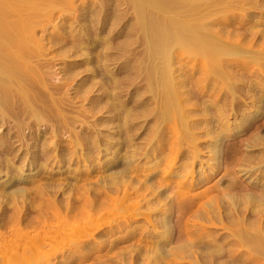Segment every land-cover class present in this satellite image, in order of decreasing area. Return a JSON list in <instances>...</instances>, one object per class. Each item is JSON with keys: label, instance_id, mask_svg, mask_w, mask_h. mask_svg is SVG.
Segmentation results:
<instances>
[{"label": "bare ground", "instance_id": "obj_1", "mask_svg": "<svg viewBox=\"0 0 264 264\" xmlns=\"http://www.w3.org/2000/svg\"><path fill=\"white\" fill-rule=\"evenodd\" d=\"M76 1L0 0V125H5L8 129L6 132L2 131L3 133H0V172L2 173V170H4L6 174L11 176V179L8 178L9 181L6 180L0 184V264H23L26 260L28 263L30 251L33 250L35 253V251H39L41 248V251H44L49 246H51L52 252L48 253L46 250L45 257L41 256L45 258L48 264L54 258L53 256L58 253L62 254L64 259L53 264H86V262L90 264H136L138 262L137 264H140L142 262L141 260L143 262L146 261V264H234L239 260V255L232 258L231 261L230 258L226 260V256H228L227 252L229 251L224 247L227 248V246H225V243L224 246L218 243L220 239L226 240L228 236L233 237L227 242L228 246L237 244H241L244 247L245 245L247 247L250 246L254 248L253 251L255 253L259 252L258 255L260 256L261 254L263 259L264 223L260 221L259 214H262L264 211V128L259 130L257 127L259 131L256 132L255 137L253 136V142L249 145V148L251 147L253 150L255 146H259L260 158L258 157V161L252 158L256 164L254 161L252 163L250 159H247V167L239 170L235 166L229 168L227 165L228 169L226 170L228 172L225 170L227 172L225 174L229 178L227 186L221 188L223 186L217 184L215 186L214 184L219 191L223 189V191L225 189L227 191L228 189L235 190L237 188L240 190L242 188L244 192L243 187L239 185L238 178H236V172L238 170V172L241 171L245 174L249 173L250 177L255 175L258 178L259 181L256 179V183L259 187H257L258 191H256L259 194L257 192H255L256 195L245 192L243 197L238 194L241 197L239 199L236 195H232V192L229 194L225 193L223 195L225 201L222 204L219 201L221 198L220 195V198L218 197V203L214 201V203L209 204L210 200H214V198H211L209 202L208 199L204 202L203 200L206 199L204 198L206 195L202 193L203 195L201 196L191 195L192 198L189 196L190 200L188 199L189 202L185 206L183 204L184 190L181 187L175 190L178 191L175 193L176 200L181 199L176 207L172 204L167 207L168 203H164L163 206L161 205V211L157 214H160L159 217L153 218L152 216H148L142 222H140L141 220H137L140 222V225L135 226V224L134 227L132 226L127 231L124 237L116 238H113L112 234L116 233L118 224L126 221L124 219L123 221L119 220L114 225L112 223L118 220V214V216L116 215V219L112 220L107 217H98L96 214L97 211L98 213L100 211L101 215V208L112 203V201L108 203L110 200H107L105 201L107 202L105 205L104 200L106 198H111L112 194H120L122 190H125L128 194L130 188H135V183L138 185L139 181L137 180L140 179L142 173L146 174V176L151 175L152 172H146L147 170L142 171L141 168L137 167L138 164L136 165V161L145 160V164L152 158L156 159L160 157V162H162L170 157L166 162L168 163L176 160L178 156L179 158L181 156H187V161H181L182 163L178 166L181 170L176 175L180 177L184 172L185 174L189 173L191 175L184 186L188 183L191 186H194L200 181L202 183L204 178L207 179L212 175L211 171L214 172L220 169L224 159L222 152L224 149L221 148V140L226 136H230V131H236L237 128H243L246 123H250L251 118L256 116L259 109L261 107L264 108L262 104L264 102V86H259V84L255 85L252 82L245 85H240L239 83L240 86H237L235 81L238 78L239 70L242 68H244L243 70H247L252 64H260L262 66L260 67V72L262 71L264 73V44L260 43L261 40L264 42V30L257 28L258 21L255 22L256 20L252 25H249V21L257 14L264 16V0H122L123 3L127 4V7L132 8L131 12H129V9L125 11V15L129 14L130 16L124 23V29L132 28L127 32V35H136L137 37L132 41L131 45H135L138 42L139 46L142 42L140 46L144 51V57L141 56L140 63L136 61L138 63V70L136 71L147 74L150 77L149 86H141V89H143V92L151 95L146 96L141 101L140 97L135 100L136 108L139 107L140 111L145 110L142 111V114L136 110L137 115L135 113L130 118L136 116V118H140V116L142 118L145 116L146 110H149L147 107L151 103H155V108H152V106L149 108L153 109L150 111L155 113L156 116V118H151V121L153 120L157 124L153 129L148 128L149 130L143 138V142H138V134L135 137V133L130 132L132 129L133 131L135 129L133 127L134 123L132 125H129L131 123L130 121V123H127V119H130L128 117L129 111H127L128 115L126 117L124 116L125 121L120 125V131L122 130V133L126 134V138L122 140V143L123 147L125 145V148L128 149L121 155L115 150L113 151V154L116 153L115 156L111 160H105L108 162H105L106 165L111 162L120 161V174H115L116 172L113 170L115 173L109 176L101 175L104 172L101 173L98 171L97 168L99 165L94 170H91L90 173L86 172L85 169H79L84 162H93L94 156H100V153L107 151L104 147H107V144L111 142H109L110 140L106 141V135L102 137L103 131L101 126L104 122L103 118H96L92 123H84L83 120V122L81 121L79 107H75V104L77 105V98L74 96V103L73 97L71 98L68 95V89L67 92L64 90L66 86L64 87L63 80L61 83L53 80L52 68L45 53L44 40L37 34V28L41 27L44 20L50 17L53 9H62L64 7L73 8ZM212 1L218 7L215 10H208V4ZM203 2H206L207 5H203ZM87 3L83 1V3L78 6L75 5L74 7L76 9L80 7L86 9L85 7H89L88 5H95L91 0L88 5ZM102 6H106V3ZM238 6L243 8V14L242 12L240 13L242 14L240 15L241 17H238L239 14L237 15L236 12ZM101 10L104 11V8ZM91 12L94 13L92 16H95L97 13V11H92V9ZM115 14L118 13L115 12ZM118 18L115 19L117 20ZM103 23H101L100 27H95L94 23L90 27L91 29H96V31H102L105 28V24ZM114 24H116V21ZM239 29L244 30L240 31ZM114 32L111 30L108 38L99 37L96 39L90 35L88 36L89 38L82 40L77 35H73L72 39L66 35L67 38L65 40L72 44L69 51H72V48L83 49V47L93 50L100 46L102 47L104 44H110L114 40V36L118 35V32ZM256 46L260 48L256 49ZM136 47H133V49ZM110 54L104 52L97 56H88L78 63L90 65L95 62V66L93 68L90 67L88 70L92 71L91 74L95 76L104 75L108 72L106 62L111 56H115V54ZM183 54L203 57L204 73L211 74V76L213 74V77H218L222 81L219 83L221 86L220 89L223 91L221 92L220 98L205 101L203 104L204 108H209V110L211 108L215 109L219 108L221 103L225 101L229 102L230 104L226 103L225 105H230L233 115L238 112L242 113H240L241 118H239V121H235V124H232L229 122L230 120H224L228 118V114L224 116V113H227L230 109L224 112L221 108L218 109L219 113L217 114H212L214 111H212V115L205 113L207 114V118H202L200 122H196V119L192 118L195 116L193 114H195L196 109L189 107L190 100L184 97L186 86L175 76L177 69L175 64L178 63L177 57L179 58ZM70 77L71 75L68 76V78ZM97 84L102 85L100 82H97ZM84 87L79 86L78 89L76 88V94L80 96V93L87 94L88 91L89 93L92 91L90 90L92 89L91 86L89 88L87 86L86 88L88 89H83ZM107 92L109 91L104 90L106 95ZM116 92L114 91V95L111 96L113 101L106 96L112 102L111 104L109 100V103L107 102L109 104L108 108H111V110L113 107L116 109L119 106ZM241 94L242 96H252V104H249L250 106L244 103L242 99H246L247 97L243 96L244 98H241ZM249 96L248 98H250ZM222 100L225 101L223 102ZM220 101L221 103L219 104ZM100 103L101 101H99ZM94 108L90 110H94ZM251 108L255 110L252 114ZM117 109L116 113L120 112L119 114L121 116V112L123 111L119 109L118 111ZM90 110L88 109L87 112ZM94 111L91 112L93 114L99 112L98 110L96 112ZM117 115L115 116L117 117ZM148 115H150V112ZM77 123H80V129H78ZM201 124L206 128H203L208 134H205L206 137L209 136L205 142L207 144L205 146L211 147L213 162L209 163L208 172L202 170V173L199 174L196 181L194 180L196 178L194 176V173H196L194 171L195 168L192 169V167L198 162L202 165L204 163L200 156L201 143L199 144L197 142H200V139L195 136V128L197 130ZM167 128L171 129L169 130L170 132L166 131L168 130ZM170 140L174 142V146H177V148H171L169 155L164 152L166 150L165 142H171ZM169 145L171 144L169 143ZM225 145L227 146L226 143ZM20 150L22 151L21 153H19ZM243 157L246 156L244 155ZM20 159L23 160L22 164L18 163ZM26 161L35 170L31 174H25L24 167ZM66 161L75 164L76 168L69 169L71 165L68 164L69 170H66L67 172L62 171L58 174L63 177L62 180L64 181H58L54 174L48 172L49 165L55 164L59 168V163L62 162L63 164ZM154 166L157 165H153L150 168L153 170ZM156 168L160 167L157 166ZM53 170H55V167ZM60 170L63 169L60 168ZM95 175L99 176V180H97L98 178L96 180L93 178ZM45 176L46 178L49 176L51 181H44ZM60 176L58 177L60 178ZM155 177L157 178V175ZM91 178L96 182H93ZM146 180L148 181L147 178L140 180L142 181L140 184L144 185H142L144 188H141L142 186L140 187V189H144L143 191H145L147 186L145 185L147 183ZM11 181H14V184L11 187H7ZM161 181H163H159L161 184L166 182L164 180ZM173 187L172 189L175 188ZM136 188V191H138L139 187ZM164 189L160 188L155 195L156 198L157 196L159 197L156 199L159 203H161L159 200L162 199L160 198L161 194L166 190ZM248 189L250 188L248 187ZM171 192L173 194V191ZM39 193H43V197L39 196ZM132 193L130 194L132 195ZM123 194L125 195V193ZM123 194L121 195L123 196ZM140 194L138 191V195ZM30 196L32 198H30V201H27V198ZM58 196L62 197L59 198ZM202 196H204V199ZM200 198L203 199L202 202L208 204L204 209L198 211L199 213L197 211L195 212V214L197 213L194 216L195 219H192V222L189 224L186 221V212L190 208L196 205L198 206L199 201H201ZM114 199L115 197H113ZM132 204L134 205V203ZM148 204L147 206H149ZM188 206L189 209H186ZM246 207L249 208V211H247L251 217L254 214L259 215L256 218L258 219L257 221H251L249 219L250 217L248 218L249 215L239 216L240 214L242 215L241 211H244ZM221 209L225 210L226 213L224 214L225 211L223 212ZM35 213L38 215L33 216ZM227 217L228 219L230 217L232 218L229 221ZM203 219L207 221L204 222ZM213 220H218L217 223L221 226L223 233H220L218 229H211L215 224ZM188 224L194 227L195 230L191 231L189 226H187ZM232 225H236L238 229ZM255 225L259 226L254 228ZM238 235L242 238L238 237L240 239L237 240L235 236ZM184 237L187 239L183 240L185 239ZM207 237H211V239H206ZM175 240L181 241L176 246L170 247V244ZM128 241H134L135 244L133 243V246L135 248L129 249L128 247L129 250L125 249L124 252L120 251L121 243L125 247L123 243ZM130 243L132 244V242ZM131 244L130 246H132ZM255 253L252 254L256 255ZM223 256L226 258L222 262L220 260ZM39 260L41 259L39 258ZM41 262L43 261L41 260Z\"/></svg>", "mask_w": 264, "mask_h": 264}, {"label": "rangeland", "instance_id": "obj_2", "mask_svg": "<svg viewBox=\"0 0 264 264\" xmlns=\"http://www.w3.org/2000/svg\"><path fill=\"white\" fill-rule=\"evenodd\" d=\"M83 1L85 3H87L88 1L90 2V0H77L75 5L78 6L81 3H83ZM91 1H93L95 3V5L94 6L93 5L90 6V5H88V3H89L88 2L87 5L90 8L89 7H85L86 9H84L82 7H80L79 9L78 8L76 9V7H74L75 5L73 6V8L75 10L72 7H64L62 9H59V8L58 9H53L51 11V13H50L51 14L50 17L47 20H44L43 25L41 27H38L37 28V34H38L39 37H42L43 40H44L45 53H46V57L49 59L50 67L52 68V72H53V76H54L53 80L55 82H57V83H61L62 80H63L62 83L64 84V87L66 86V88H64V87L63 88H64V90L66 92H67V89H68V95H70L71 98L73 97L74 103H75V100H74L75 97L77 98L76 99L77 105L75 104V107L76 106L79 107L78 110L80 111L79 113H81V118H82V119L80 118L81 121L83 120L84 123H86V122L87 123H92L94 121V119H96V118H99V117L103 118V120H104V122H103L104 126L102 124L103 127L101 126V129L103 131L102 134L104 136L102 135V137H105V135H106V138H105L106 141L110 140L109 142H111V143L107 144V147L108 148L103 146L104 149L105 148L107 149V151H104V153H100V156H94V161L93 162H91V161L84 162L85 164L83 163L82 166H81V168H79V169H82V170L85 169L86 172H89L90 173L91 170H94V168H96V166L99 165L98 168H97L98 171H100L101 173L104 172L103 174H101V173L100 174L102 176H109V175H113L115 172H116L115 174L121 172V165H120V161L114 162L115 164L113 162H111L110 164H107L106 165V163H108V162L105 161V160L106 159H110L111 160L115 156V154H116V153L113 154V151H115V150H116L117 153H119L121 155V154H124L126 152V150L128 149V148H125L126 147L125 145L123 147L122 140L126 138V134L125 133H122L123 132L122 130L120 131V125H122L124 123V121H125L124 118L126 117V115H128V114L130 115L131 114L130 116L128 115V117L130 118L131 116H133V114H135L137 112L136 110H138V112L140 111L139 107L136 108V101L135 100L138 97H140V101H141L146 96L151 95L149 93L143 92V89H141V86H149V84H150L149 83L150 82V79L149 78L150 77L147 74H143L141 72H139V73H141V74H139L138 71H136V70H138V67H137L138 65L137 64L140 63L139 61L141 59V56H143V54H144V51L142 50V47L140 46L142 44L141 40H140L141 44H139V46H138V42L135 45L134 44L131 45L132 41L135 40L137 36L136 35H133V36H131V35L128 36L127 35V32L130 31L132 28L129 27V28H126V30L124 29V23L128 20V18L130 16L129 14L125 15V11L129 9V12H131L132 11V8L127 7V4L126 3H123L122 0H91ZM104 3H106V6H102ZM202 4L203 5H207L206 2H203ZM208 5H209L208 6V10H215L218 7V5L214 4L213 1L210 2ZM102 8H104V11L101 10ZM91 9H92V11H97V13H96L95 16H92L94 13L91 12ZM105 9H106V11H105ZM242 9L243 8L240 7V6H238L236 8L237 15L239 14L238 17H241L240 15L243 14ZM115 12L118 13V14H115ZM241 12H242V14H240ZM113 13H114V15H113ZM115 15H117V17H115ZM115 18H118V19L116 20ZM115 21H116V24H114ZM254 21L255 22L258 21V26H257L258 29L264 30V25H262L264 23V16H261L260 14H257L256 16H254L252 18V20L249 21V25H252V23ZM93 23H94V26L95 27H100L101 23L105 24L104 30H102V31H98L97 30L96 31V29L95 30L94 29H91L90 26H92ZM111 30L115 31L114 33H117L118 32V35L114 36V40H112V42L110 44H104L102 47L100 46V47H98L96 49H93V50L92 49H89V48H86V47H83V49H75V48H72V51H69V49H71L70 47H72V44L70 42H67L65 40V38H67L68 36H70V38L72 39V36L73 35H77V37L78 38H82V40H84L86 38H89L88 36H90V35L91 36H94L96 39H98L99 37L100 38H103V37L104 38L105 37L108 38L109 32ZM239 30L240 31H243L244 29L243 30L239 29ZM66 35H67V37H66ZM260 43L264 44L263 40H261ZM136 46H138V47H136ZM257 46H259V45H257ZM257 46H256V49L257 48H260V47H257ZM133 47H136V48L133 49ZM104 52L111 53L110 55H114L115 54L114 57L111 56L109 58V60L106 62L107 63V70H108L107 74L105 73L104 75H96V76L93 75V74H91L92 71H90L88 69H90V67L93 68L95 66V62H93L90 65H83V64L78 63L79 61H81L82 59H84V58H86L88 56L89 57L90 56H97L98 54H101V53H104ZM183 57H184V59H183ZM136 61H138V63H136ZM177 62L178 63L175 64V66L177 68L176 69V72H175V76L182 81V83L184 84V86H186V88H185L186 92L184 93V97H186V98H188L190 100L189 101V107L196 109L195 114H193L195 116L192 117V118L196 119V122H200L202 118H205V117L207 118V116H206L207 114L212 115V114L219 113L218 112V109L219 108H221L222 111H224V112H225V110L228 111L230 109V105L229 106L228 105H225L226 103L227 104H230V103L229 102H226L225 100H224L225 102L222 100L224 103H221V101L219 102V104L221 103L220 105L223 104L222 107L224 105L226 106V107L225 106L223 107L225 109H223L222 107H220V105H219V108H215L216 110L214 108H211V107H210L211 108L210 110H209V108H204V105L203 104H204L205 101H212L214 99H219L220 98V95L222 94L221 92H223V91H221V89H220L221 86H220L219 83L222 82L220 80V78L213 77V74L211 76V74L208 75V73H206V72L204 73L205 67H204V64H203V57H201V56L194 57V56H191V55L183 54L179 58L177 57ZM260 67H262L260 64H252V66H250L247 70H243L244 68L240 69L239 72H238L239 73L238 78H237L238 80L237 79L235 80L236 81V85L237 86H240L242 84L245 85V84H250L249 82H252L255 85L259 84V86H264V76H263L264 73L262 71L260 72ZM70 75H71V77L68 78V76H70ZM257 76H260V77H257ZM88 77H90V78H88ZM97 82L102 83V85L101 84H97ZM239 83H240V85H239ZM79 86H85L83 89H85L87 86H88V88H89V86H91L92 89H90V90H92V91L90 93L88 91L87 94L80 93V96H81L80 97L79 95L76 94V88L78 89ZM116 86H118V87H116ZM102 87H103V89H102ZM88 88H86V89H88ZM104 90H108L109 91V92H107V95H106V93H104ZM112 90L117 91L116 93H117V97H118L117 99H118V104H119V106H118L119 108L118 107L117 108L119 110H122L123 111V112H121L122 113L121 116L119 114L120 112L119 113L117 112L118 113V115H117V113H116V109L117 108L115 109L113 107L112 110H111V108L110 109L108 108V105H109L108 103L109 102H110V104L112 103L110 101V100H112V97L111 96L114 95V91H112ZM110 92H112L113 94L110 93ZM102 94H104V95H102ZM109 94H111V95H109ZM101 96H103V97H101ZM106 96L109 97V98H111V99L109 100ZM240 96H241V98H244L243 96H245V95L242 96V94H241ZM248 96H245L247 98L246 99L244 98L242 100H244V103H246L247 106H250L249 104H252V98H251L252 96H249L250 98H248ZM103 98H104V100H103ZM108 100H109V102H108ZM99 101H101L100 104H99ZM105 103H107V104H105ZM92 104H93V108L94 107L98 108V109L94 108V110L96 109V111L97 110L99 111L98 113H94L93 114V112H91V111H94V110H90V109H93L92 108ZM262 104L264 106V102H262ZM106 105H107V107H106ZM120 106H122V108H120ZM151 106H152V108H155V103L154 104L151 103V105L149 107L151 108ZM123 107H124V109H123ZM149 107H147L149 110H146V114L147 115L146 114H145V116L142 115L144 118L143 117L141 118V116L138 114L140 116V118L138 117L139 119L136 118L137 116L136 117H132L135 120L132 119V118L127 119V123L129 121L131 122V123L129 122L130 123L129 125H132L134 123V126L133 127H134L135 130H137L139 128L137 131H135V130L133 131V129L130 131L131 133L132 132L135 133V135H134L135 137L137 136L136 134H138V136H137L139 138V139L137 138L138 139V142H143V138L145 137L146 133L149 130L148 128L153 129L154 126H156V124H157V123L155 124V121H153V120L151 121V118L152 119H153V117L156 118V116H155V113H153L152 111H150V110H153V109H150ZM141 108L143 109V107H141ZM88 109L90 111L87 112ZM133 109H134V111H132ZM261 109H263V110H261ZM75 110H76V108H75ZM144 110L145 109H143L142 111H144ZM230 110L228 112L226 111L227 113H224V116L228 114V116H227L228 118L227 119H224V120H230L229 121L230 123L235 124V121H239V118H241V114L242 113L240 112L241 113L240 114L238 112L239 114L236 113V114L233 115L232 114V110L231 111ZM251 110H252L251 114L255 112L254 108H251ZM81 111L83 113H85V112L86 113L83 114ZM96 111H94V112H96ZM125 111H126V113H125ZM127 111H129V113ZM142 111H140L139 113L142 114L143 113ZM147 111H148V113H147ZM212 111H214V112L212 113ZM215 111H217V112L215 113ZM149 112H150V115H148ZM124 113H125V115H124ZM205 113H207V114H205ZM257 113H259V114H257ZM257 113H256V116H254V117L251 118V121L252 122L250 121V123H246L244 125L247 128V130H246V128L244 126H243V128H245V129H243L242 127H241L242 129L241 128H237L236 131L233 130V131H230L229 132L230 133L229 134L230 136H226L224 139L221 140V144H222L221 145V148L224 149V151H225V152L222 151L223 152V157H224L223 162H222V165H221V167H220L219 170L217 169L218 171L217 170L214 171V172L211 171L212 172V175L209 176L207 179H205L203 177L204 179L202 180V183L200 181V182H197V184H195L194 186L189 185V183L184 186V184L186 183V181H188V179L190 178L191 175L189 173L188 174H185V172H184L182 174V176L184 175L183 177L182 176H180V177L179 176H176L177 173L181 170L180 168H178V166H180V163L187 161V159H188V158L186 159L187 156H181L180 158L178 156L179 159L177 158L176 160H173V161L168 162V163H166V162L168 161V159L170 157L167 160L162 161L163 163L160 162V157L159 158L157 157L156 159H153L152 158L149 162H146L147 164L146 163L144 164L145 160H142V161L139 160L138 162L136 161L135 162L136 165L138 164L137 167L141 168L142 171L143 170L144 171L147 170L146 172H152L151 175L150 176H146V174H144V173L141 174L140 179L138 178L139 180H137V181H139L138 185H136V183H135L134 184L135 188L134 189L133 188H130L129 191H128V194H129L130 197L125 192V190H122L120 192V194L119 193H116V195L115 194H112V197L111 198H109V199L106 198V200H104V202L107 201V200H110V201H108V203L111 202V201H112V203H109V205H108L107 202H105V205L106 204L107 205L104 206L103 208H101V212H102L101 215H100V211H99V213L97 211V214H96L98 217L99 216L101 218L102 217H104V218L107 217V218H110V220L116 219V217L119 215L118 216L119 218H117L118 220L113 221L112 224H114V223L117 224V222L119 220L120 221L121 220L123 221V219H124V221H126V222H122V224H118V228L116 229V233L112 234L113 238H116V237H124V235H126L127 231H129L132 228V226L134 227L135 224H136L135 226L140 225V222H142L143 220L145 221L148 216H152L153 218L159 217L160 214L159 215H157V214L161 211L160 210V209H162L161 205L163 206L164 203H168L167 207L170 206L171 204L174 207H176L177 204L179 203V201L181 199L176 200V196H175L176 194L175 193H177L178 191H175V190L180 189L181 187L183 188L182 190H184V200H183L184 203L183 204H185V206L189 202L188 199L190 200L191 195L192 196L193 195H200L201 196V195L205 194L207 196V197L205 195H204L205 197L202 196V198L203 197L206 198L205 200H203L204 198L203 199L200 198L201 201H199V203H198V206L199 207L196 205L197 208H196V206L193 207V208H190V209H189V206L186 208V209H189V211L188 212L185 211L187 213L186 215L188 216V217L186 216L187 220L186 219L185 220L188 221L189 224L192 222V219H195L194 216L197 213H199L198 211H200L201 209H204V207L207 206L208 203H204V202L207 201V199H208V202H209V200L211 198H214V200L213 199L210 200V203L209 204H212V203H214V201H216L218 203V197L220 198V196H221V198H222L223 195H225V193L226 194H229V193L232 192L231 194L232 195H236L239 199L244 196L245 192L246 193H249L250 192L252 194H255V192L258 191V188L257 187H259L257 185V183H256L257 181H259L258 178H256L255 175H253V176L250 177V174L249 173L245 174L244 172L242 173L241 171L238 172V170L241 169V168H246L247 167V165H248L247 159L248 160L250 159V161H252V163L254 161V159H252V158H255V160L258 161L259 154H261L258 151L259 146H255V148H254V150L257 153L251 147L249 148V145L253 142V139H252L253 136L255 137L256 132H258L261 128H264V116H263L264 115V108L261 107ZM82 115H84V116L82 117ZM115 115H117V117ZM135 115H137V113ZM147 116H149V117H147ZM117 118H118V120H117ZM147 120H148V122H147ZM154 120H156V119H154ZM196 122H195V124H196ZM118 123H119V125H118ZM260 123H261V125H260ZM77 124H78L77 125L78 126V129H80L81 128L80 123H77ZM216 125H217V123H216ZM262 125H263V127H262ZM202 126L203 125L201 124L198 127L197 130L195 128V136L200 139V142L199 141H197V142L199 144L201 143V145H200L201 148L199 147L200 150H201L200 151V153H201L200 154L201 160L204 162L203 165L198 162L195 166L192 167V169L195 168L194 171L196 173H194V176L196 178H194V180H196V181L198 179L199 174L202 173V170L208 172L209 163H212L213 162V160H212L213 158L211 157V156H213V154H212V152L210 150L211 147L210 146H207V147L205 146V145H207L205 142H206V140L208 139L209 136L206 137V135H208L207 132H206V130H205L206 128L204 126L203 127ZM233 126H235V125H233ZM257 127H258L259 130L257 129ZM42 128H44V127H42ZM203 128H205V129H203ZM167 129L168 130H166V131L171 130L169 128H167ZM7 130H8L7 129V126H5V125L1 126L0 125V133L6 132ZM197 134H199V135H197ZM140 135H142L143 137L140 136ZM224 142L227 144V146L225 145ZM165 143H166V150H165L164 153L170 155L171 148L172 149H175V148H177V146L175 147L174 146V142H172V141L171 142L166 141ZM169 143L171 145H169ZM202 144H203V146H202ZM247 144H248V146H247ZM167 145H168V147H167ZM169 146H170V148H169ZM244 150L247 151V152H245ZM80 151H79V153H80ZM251 151H254V152H251ZM21 152L22 151L20 150L19 153H21ZM81 153H83V151H81ZM95 155H97V154H95ZM244 155L246 157H243ZM240 156H241V158H240ZM247 157H251V158H247ZM99 158H100V160H99ZM207 159H209V160L206 161ZM236 160H237V162H236ZM22 161L23 160L20 159V161H18V163L19 164L20 163L22 164ZM40 161H42V160H40ZM151 161H153V162H151ZM239 161H240L241 165H240ZM62 162H65V161H62ZM62 162H60L61 164L59 163V165H60L59 168L55 164H51V165H49V169H51V170L48 169V172H51L52 174H54L55 175V178L57 177L56 179H58V181H64V180H62L63 177L60 176V175H58V174H60V172H62V171L67 172L66 170L75 169L76 168V165L75 164H72L71 162L69 163L68 161H66V163H63V164H62ZM242 162H244L243 165H242ZM68 164L71 165L70 168H69V165ZM223 164H225V165H223ZM236 164H238L239 166L236 165ZM255 164H256V162H255ZM153 165H157L160 168H156L157 166H154V168L152 170L150 167L153 166ZM227 165L229 166V168L230 167H234V166H235V168L236 167L238 168V170L236 172V174H237V177L236 178H238V181L240 182V184H239V182H237V183L241 187H243L244 192L242 191V188L241 187H240L241 189L239 188L240 190H238V188L235 189V190L228 189V191H230V192H228L227 189H225L226 192L223 191L224 189L222 191L221 190L219 191V190L216 189L215 186H217V185L223 186L221 188H225L227 186V184H228V179L229 178H227V176H226V174L228 172V170H226V169H228ZM54 167H55V170H53ZM165 167H167V168H165ZM60 168L63 169V170H60ZM100 168H102L103 171L100 170ZM161 168H163V169H161ZM0 170H1V168H0ZM24 170H25V174H31L32 172L35 171V170H33V167H30V164H28L27 161L25 163ZM30 170H32V171H30ZM162 170L164 171L163 173H162ZM2 171L4 173L3 172L2 173L0 172L1 173L0 174V184L1 183H4V181H6V180L9 181V179H11V176L10 175L6 174V172L4 170H2ZM225 172H226V174H225ZM156 175H157V178L155 177ZM58 176H60V178L61 177L62 178L60 179ZM44 178L43 179L46 182H48V180L51 181V178L49 176L47 178L45 176ZM93 178L95 180L98 178L97 180H99V176H97V175H95ZM144 178L145 179L147 178L148 181L150 180L149 182L146 180L147 183L145 185H147L148 188L146 186L145 191H143L144 189L143 190L140 189V187L143 185V184L142 185L140 184V183H142V181H140V180H145ZM94 179H92V181L93 182H96ZM160 179L161 180H164L166 182H164V183L161 184L160 182H163V181H161ZM256 179H257V181H256ZM156 180H159L160 182L159 181H156ZM168 180H169V182H168ZM44 181H43V183H45ZM167 183H169V184H167ZM254 183H256L255 184L256 186L253 185ZM13 184H14V181H11V183L9 182V185L7 187H9V186L11 187ZM139 184H140V186H139ZM178 184H180V185H178ZM214 184H215V186H214ZM143 186L141 188H144ZM172 186H174L175 188L173 187L174 189H172ZM136 187H139L138 191H139V193H141L140 195H138V191H136V189H137ZM248 187L250 189L252 188L253 191L251 192L252 189L250 190V189H248ZM160 188L161 189L162 188L163 189L164 188L166 189V190L164 189L165 191H163V193L160 196V198L163 199V200L162 199L159 200L161 203H159L156 200L159 197L158 196H157V198L155 197V195L158 193V190ZM156 189H157V191H156ZM170 190L173 191V194H172V192ZM236 190H237V192H236ZM136 192H137V194H136ZM123 193H125L126 197H125V195ZM130 193H132V195ZM42 194L43 193H39L38 195L41 196V197H43ZM121 194H123V196ZM148 194H150L151 196L150 195L148 196ZM210 194H212V195H210ZM238 194L241 197H239ZM208 195H209V197H208ZM32 196H34V195H32ZM32 196H30L29 198H27V201H30V198H32ZM44 197H46V196H44ZM58 197L60 198L62 196H58ZM113 197H115V199H114L115 201L113 200ZM125 198H126V200H124ZM221 198L219 199V201L222 204V202H224L225 200H224V197L222 198L223 201H222ZM152 199H153V201H152ZM150 200H151V203H153V204L150 203ZM202 200L204 202H202ZM130 201L132 203H134V205ZM147 201H149V202H147ZM154 202H155V205H154ZM200 202H202V204H200ZM119 204H121V205H119ZM147 204L149 206H147ZM150 204H151V206H150ZM110 207H111V209H109ZM263 207H264V205H263ZM186 209H184V210H186ZM245 209H246V211H245ZM245 209H244V211H241L242 212V215L240 214L239 215L240 217L241 216L243 217V216H248L249 215L248 218L250 217L249 219H251V221H257L258 219H256V218H258L259 215H260V221L262 223H264L263 222L264 221L263 220L264 219V211L262 212V214L261 213L259 215L254 214L251 217L250 214H249V212H248L249 211V208L246 207ZM105 210H107V211H105ZM196 211H197V213L195 214ZM221 211L224 212L225 210H222L221 209ZM126 212H128V213H126ZM106 213H107V215H106ZM225 213H226V211L224 212V214ZM35 214L33 216H37L38 215V214H36V215ZM150 214H152V215H150ZM123 217H125V218H123ZM231 218L232 217H230V219H228V217H227V220L230 221ZM188 219H190V220H188ZM137 220H139V221L141 220V221L138 222ZM203 221L206 222L207 220L206 219H203ZM217 221L218 220H216V221L213 220V222L215 224L213 225V227L211 229H213V230L214 229H218L220 233L221 232L223 233V230H222L221 226L217 223ZM189 224L187 226H189V228L191 229V231L195 230V228L192 227V226H190ZM226 224H228V223H226ZM209 226H211V225H209ZM232 226H234L235 228L238 229V227H236V225H232ZM257 226H259V225H255L254 228H257ZM112 236H111V238H112ZM185 237H187V236H185ZM238 237H241V236H239V235L238 236H235V238L237 240L240 239ZM230 238L232 239L233 237H229L228 236L226 238V240L225 239L224 240L223 239L222 240L220 239L219 242H218V243H220L221 246L222 245L224 246L226 244L225 246H227V248L226 247H224V248L229 251V252H227V254H228V256H226L227 258L225 256H223V258L220 261H222V262H223V260L225 261V258H226V260H229L228 258H230V261H231L232 258H235V256L239 255L238 256L239 257V260L236 261V263H234V264H264V258L262 259V255L261 254H260V256L258 255L259 252L258 253H255L253 251L254 248H252L250 246L247 247L246 245L244 247L243 245L241 246V244L229 245L228 246L227 245V242L230 241ZM186 239L187 238H185L183 240H186ZM206 239H211V237H207ZM176 241L177 240L173 241V243H175ZM180 241L181 240L177 241L175 244H173V243L170 244V247L176 246L178 243H180ZM130 242H132V244ZM133 243H134V241H128L126 243H123V244H125V247H123L122 246V243H121V245H120V251L124 252V250L125 249L127 250L128 247H129V249L130 248H133L134 247L133 246ZM130 244L132 246H130ZM41 249L39 251H35V253H34L33 250L30 251V253L28 255V257H30V258H28V261L29 262L27 263V260H26V262H24L23 264H48V262L44 258L45 257L44 255L46 254V252H48V253L49 252H52L51 251V246L45 248L47 251L46 250H44V251L42 250L43 251L42 252ZM53 252H54V250H53ZM252 253H255L256 255H254ZM56 255H57V258H56ZM56 255L53 256L54 258L52 257L53 259L51 260L50 264H53L55 262H59L60 260H63L64 259L63 256H62V254L58 253ZM41 256H44V257H41ZM229 256H231V257H229ZM39 258L43 262H41V260H39ZM260 259H262V260H260ZM141 261H142L141 263L139 262L140 264H144V262L146 264V261H144V262H143V260H141ZM226 262H228V261H226ZM86 264H90V263L89 262H86Z\"/></svg>", "mask_w": 264, "mask_h": 264}]
</instances>
